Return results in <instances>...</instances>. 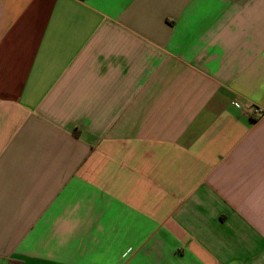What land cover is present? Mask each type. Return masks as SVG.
Segmentation results:
<instances>
[{
	"label": "crops",
	"instance_id": "1",
	"mask_svg": "<svg viewBox=\"0 0 264 264\" xmlns=\"http://www.w3.org/2000/svg\"><path fill=\"white\" fill-rule=\"evenodd\" d=\"M10 263L264 264V0H0Z\"/></svg>",
	"mask_w": 264,
	"mask_h": 264
},
{
	"label": "trees",
	"instance_id": "2",
	"mask_svg": "<svg viewBox=\"0 0 264 264\" xmlns=\"http://www.w3.org/2000/svg\"><path fill=\"white\" fill-rule=\"evenodd\" d=\"M10 264H14V263H10Z\"/></svg>",
	"mask_w": 264,
	"mask_h": 264
},
{
	"label": "built area",
	"instance_id": "3",
	"mask_svg": "<svg viewBox=\"0 0 264 264\" xmlns=\"http://www.w3.org/2000/svg\"><path fill=\"white\" fill-rule=\"evenodd\" d=\"M260 113V112H259Z\"/></svg>",
	"mask_w": 264,
	"mask_h": 264
}]
</instances>
